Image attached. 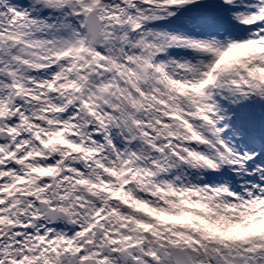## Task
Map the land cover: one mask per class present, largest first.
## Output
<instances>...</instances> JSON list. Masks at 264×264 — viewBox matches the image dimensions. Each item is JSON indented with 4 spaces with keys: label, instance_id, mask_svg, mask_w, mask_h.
Returning a JSON list of instances; mask_svg holds the SVG:
<instances>
[{
    "label": "snow or ice",
    "instance_id": "snow-or-ice-1",
    "mask_svg": "<svg viewBox=\"0 0 264 264\" xmlns=\"http://www.w3.org/2000/svg\"><path fill=\"white\" fill-rule=\"evenodd\" d=\"M0 264H264V0H0Z\"/></svg>",
    "mask_w": 264,
    "mask_h": 264
}]
</instances>
